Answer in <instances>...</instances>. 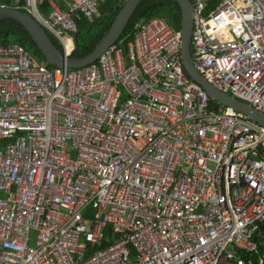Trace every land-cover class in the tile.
Returning a JSON list of instances; mask_svg holds the SVG:
<instances>
[{
  "label": "built area",
  "instance_id": "built-area-1",
  "mask_svg": "<svg viewBox=\"0 0 264 264\" xmlns=\"http://www.w3.org/2000/svg\"><path fill=\"white\" fill-rule=\"evenodd\" d=\"M44 1L13 5L70 57L104 0ZM190 1L194 68L264 114V0ZM181 46L159 17L83 69L0 45V264H264V126Z\"/></svg>",
  "mask_w": 264,
  "mask_h": 264
},
{
  "label": "water",
  "instance_id": "water-1",
  "mask_svg": "<svg viewBox=\"0 0 264 264\" xmlns=\"http://www.w3.org/2000/svg\"><path fill=\"white\" fill-rule=\"evenodd\" d=\"M143 0H125L109 31L96 48L82 58L66 57L49 38L48 31L31 15L15 8L0 7V21L11 19L19 23L30 35L45 59L47 66L59 69L77 70L96 64L100 57L123 36L136 8ZM177 2L182 12L179 33L181 35V62L186 76L199 85L213 102L242 113L264 126V114L232 96L223 94L213 88L193 66L191 37L193 31L194 6L190 0H171Z\"/></svg>",
  "mask_w": 264,
  "mask_h": 264
},
{
  "label": "trees",
  "instance_id": "trees-1",
  "mask_svg": "<svg viewBox=\"0 0 264 264\" xmlns=\"http://www.w3.org/2000/svg\"><path fill=\"white\" fill-rule=\"evenodd\" d=\"M47 2L48 0H45L42 4L39 3L44 12L43 15L50 10ZM0 7L15 8L25 14H30L22 6H14L13 0H0ZM121 8L122 4H118L115 0H104L99 7L100 17L93 23H88L85 19L77 21V32L72 35L74 51L70 58H82L90 54L109 31ZM154 17L163 18L170 27L179 32L182 12L177 2L171 0H143L136 8L120 40H125V43L131 41L136 32V25ZM48 35L52 43L61 50L53 36ZM9 44H18L33 58L45 62L43 55L28 32L16 21L4 19L0 21V45L6 46ZM50 68L55 69L56 67L50 66ZM211 105L215 106L212 102Z\"/></svg>",
  "mask_w": 264,
  "mask_h": 264
},
{
  "label": "crops",
  "instance_id": "crops-1",
  "mask_svg": "<svg viewBox=\"0 0 264 264\" xmlns=\"http://www.w3.org/2000/svg\"><path fill=\"white\" fill-rule=\"evenodd\" d=\"M52 1H54L62 10H64V11L66 10V5H65L64 0H52ZM41 7H40V4H39V10H40V12L41 13H44ZM46 13H48V12H46ZM223 264H226V263H223Z\"/></svg>",
  "mask_w": 264,
  "mask_h": 264
},
{
  "label": "rangeland",
  "instance_id": "rangeland-1",
  "mask_svg": "<svg viewBox=\"0 0 264 264\" xmlns=\"http://www.w3.org/2000/svg\"><path fill=\"white\" fill-rule=\"evenodd\" d=\"M29 12V11H28ZM35 236V235H34ZM224 262H223V260L220 262V264H223ZM228 264V263H227Z\"/></svg>",
  "mask_w": 264,
  "mask_h": 264
},
{
  "label": "clouds",
  "instance_id": "clouds-1",
  "mask_svg": "<svg viewBox=\"0 0 264 264\" xmlns=\"http://www.w3.org/2000/svg\"><path fill=\"white\" fill-rule=\"evenodd\" d=\"M62 52V51H61Z\"/></svg>",
  "mask_w": 264,
  "mask_h": 264
}]
</instances>
